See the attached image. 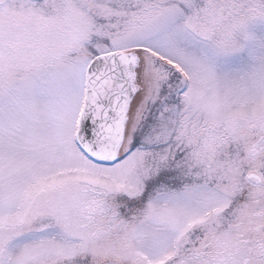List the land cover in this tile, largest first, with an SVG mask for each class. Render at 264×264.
<instances>
[{"label":"snow or ice","instance_id":"snow-or-ice-1","mask_svg":"<svg viewBox=\"0 0 264 264\" xmlns=\"http://www.w3.org/2000/svg\"><path fill=\"white\" fill-rule=\"evenodd\" d=\"M0 264H264V0H0Z\"/></svg>","mask_w":264,"mask_h":264}]
</instances>
